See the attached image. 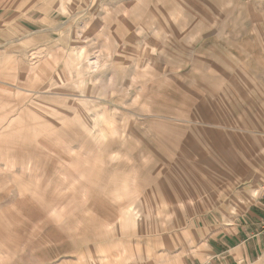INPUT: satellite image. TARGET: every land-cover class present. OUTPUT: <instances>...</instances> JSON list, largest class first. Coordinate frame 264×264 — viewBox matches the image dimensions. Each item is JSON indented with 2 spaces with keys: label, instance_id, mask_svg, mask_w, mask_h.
<instances>
[{
  "label": "rangeland",
  "instance_id": "rangeland-1",
  "mask_svg": "<svg viewBox=\"0 0 264 264\" xmlns=\"http://www.w3.org/2000/svg\"><path fill=\"white\" fill-rule=\"evenodd\" d=\"M37 9L48 49L0 56V264H183L264 185V0H0Z\"/></svg>",
  "mask_w": 264,
  "mask_h": 264
},
{
  "label": "crops",
  "instance_id": "crops-1",
  "mask_svg": "<svg viewBox=\"0 0 264 264\" xmlns=\"http://www.w3.org/2000/svg\"><path fill=\"white\" fill-rule=\"evenodd\" d=\"M37 12L27 11L24 13L28 15H25L13 11L5 18L0 17V56L1 50L7 51L8 45L24 38L38 37L37 52L48 49L51 35L63 23H53L49 21L48 14L41 12L40 17L39 9ZM8 85L5 79L0 78V97L8 95ZM263 186H258L254 195L232 218L213 217L201 228L198 225L202 231L198 232L195 245L182 263L264 264V203L258 198Z\"/></svg>",
  "mask_w": 264,
  "mask_h": 264
},
{
  "label": "built area",
  "instance_id": "built-area-1",
  "mask_svg": "<svg viewBox=\"0 0 264 264\" xmlns=\"http://www.w3.org/2000/svg\"><path fill=\"white\" fill-rule=\"evenodd\" d=\"M258 198L262 201V203H264V186H263L262 189L259 191V193H258Z\"/></svg>",
  "mask_w": 264,
  "mask_h": 264
}]
</instances>
